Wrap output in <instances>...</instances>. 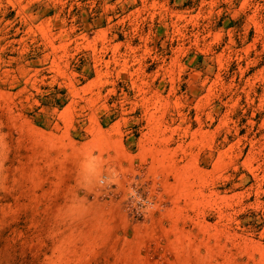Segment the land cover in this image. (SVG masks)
Listing matches in <instances>:
<instances>
[{
  "label": "rangeland",
  "instance_id": "374dc122",
  "mask_svg": "<svg viewBox=\"0 0 264 264\" xmlns=\"http://www.w3.org/2000/svg\"><path fill=\"white\" fill-rule=\"evenodd\" d=\"M0 264H264V0H0Z\"/></svg>",
  "mask_w": 264,
  "mask_h": 264
}]
</instances>
